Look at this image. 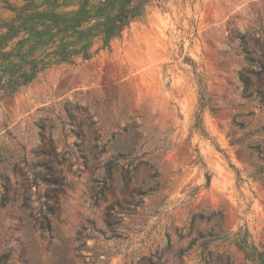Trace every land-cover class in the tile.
Instances as JSON below:
<instances>
[{"label":"rangeland","instance_id":"374dc122","mask_svg":"<svg viewBox=\"0 0 264 264\" xmlns=\"http://www.w3.org/2000/svg\"><path fill=\"white\" fill-rule=\"evenodd\" d=\"M2 6L0 26L12 15ZM263 17L264 0L154 3L110 51L1 99L0 264H261L241 242L264 251L249 148L264 146V74L246 98L232 34ZM202 88L216 109L203 110L207 136L194 128ZM130 117L152 162L134 172L121 157L109 175ZM155 171L159 188L138 194Z\"/></svg>","mask_w":264,"mask_h":264},{"label":"trees","instance_id":"16d2710c","mask_svg":"<svg viewBox=\"0 0 264 264\" xmlns=\"http://www.w3.org/2000/svg\"><path fill=\"white\" fill-rule=\"evenodd\" d=\"M2 2V8L11 11L12 15L0 26V100L15 94L50 67L81 65L93 60L102 51H110L112 42L122 38L133 22L145 18L149 6L166 0H22L21 4H13L9 0ZM232 39L238 42L247 64L239 71V79L246 98H251L254 78H260L264 74V62L255 56L250 43L261 44L264 50V17L258 26L248 28L243 33H233ZM200 95V111L196 113L194 128L207 136L202 113L207 106L212 112L216 109L207 98L205 88L201 89ZM133 118L135 117H130L123 128L125 134L131 133L129 140L118 148L106 164L109 175L113 174V166L119 164L121 157L129 159L128 171L134 172L138 171L141 164L148 166L152 162V159L144 160V154H139L142 130L141 124ZM249 148L257 159L250 176L264 186V146L257 143L251 144ZM195 151L196 162L203 164L198 150ZM115 159L118 160L116 164L113 162ZM153 167H156L155 163L150 166ZM158 177V171L152 173L154 184L147 191L139 190L138 194L156 191L160 186ZM207 181L208 185L211 181L210 174L207 175ZM196 217L204 219L203 214ZM241 243L248 256L255 257L264 264V251L256 250L247 240Z\"/></svg>","mask_w":264,"mask_h":264}]
</instances>
